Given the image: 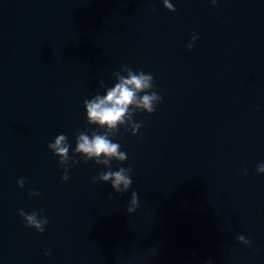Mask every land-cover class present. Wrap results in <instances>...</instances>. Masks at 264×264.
I'll return each instance as SVG.
<instances>
[{"label":"water","instance_id":"95a60500","mask_svg":"<svg viewBox=\"0 0 264 264\" xmlns=\"http://www.w3.org/2000/svg\"><path fill=\"white\" fill-rule=\"evenodd\" d=\"M170 2L0 0V264H264V0ZM124 65L162 100L110 137L128 157L112 170L132 169L121 194L48 145L65 134L71 156L103 133L84 101Z\"/></svg>","mask_w":264,"mask_h":264},{"label":"clouds","instance_id":"9594fccd","mask_svg":"<svg viewBox=\"0 0 264 264\" xmlns=\"http://www.w3.org/2000/svg\"><path fill=\"white\" fill-rule=\"evenodd\" d=\"M215 5L217 0H211ZM164 6L170 11H176L170 0H163ZM197 36L192 37L194 42ZM193 44H188L189 51L192 50ZM121 72H126L127 76ZM116 83L112 87H107L103 80L100 81V86L106 90V95L97 94L91 99H86L84 105L87 113V122L89 125H98L103 129V133L95 130L80 131L76 136V147L72 155H69V142L65 134H59L54 142L49 143L48 147L59 157L61 166L69 165L71 160L77 163L75 156L81 155L85 162L94 160L98 165H104L107 171H100L99 175L94 177L95 181H104L111 184L116 193H125L131 187L133 181L130 173L131 167H120L118 170H112V161L119 162L128 159L127 154L120 150V144L114 143L110 139L119 131L121 125L126 126L125 131L131 129L133 135H136L141 127V123L133 120V116L137 111H147L153 113L156 105L162 100L158 92L153 89V76L145 74L143 71L134 72L127 65L122 66L121 71L114 73ZM152 90V91H149ZM141 93H143L141 95ZM130 106H132L130 108ZM90 131V134H89ZM71 165H69L70 167ZM257 173H264V162L257 165ZM247 172V169H245ZM63 180L69 179V173L65 169ZM20 187H24V179L18 180ZM32 195H40L38 191H32ZM139 206V196L134 191L127 206V212L133 213ZM19 215L23 217L28 227H34L37 231L43 233L45 226L49 223L47 216L43 215V210L25 212L20 209ZM237 240L245 245L252 243L244 235H238ZM47 254V253H46ZM208 264H212L211 260Z\"/></svg>","mask_w":264,"mask_h":264}]
</instances>
